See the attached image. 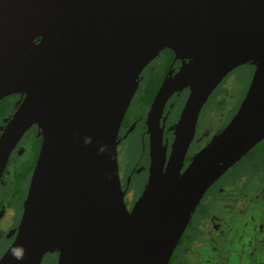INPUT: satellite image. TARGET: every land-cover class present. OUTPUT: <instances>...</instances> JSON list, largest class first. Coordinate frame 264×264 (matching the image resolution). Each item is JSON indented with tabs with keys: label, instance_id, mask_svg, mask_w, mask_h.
I'll list each match as a JSON object with an SVG mask.
<instances>
[{
	"label": "water",
	"instance_id": "1",
	"mask_svg": "<svg viewBox=\"0 0 264 264\" xmlns=\"http://www.w3.org/2000/svg\"><path fill=\"white\" fill-rule=\"evenodd\" d=\"M165 48L190 61L150 112L179 85L192 90L166 167L152 135L148 182L129 212L116 137L141 71ZM251 61L238 110L180 174L195 113ZM14 94L0 174L29 127L42 140L0 264H40L54 246L57 264H168L206 190L264 139V0H0V100Z\"/></svg>",
	"mask_w": 264,
	"mask_h": 264
},
{
	"label": "flooded vegetation",
	"instance_id": "2",
	"mask_svg": "<svg viewBox=\"0 0 264 264\" xmlns=\"http://www.w3.org/2000/svg\"><path fill=\"white\" fill-rule=\"evenodd\" d=\"M189 61L190 59L177 56L169 48L162 49L141 71L136 92L121 120L116 137L118 176L123 191L124 204L129 212L137 209L148 182L151 164V137L153 134L157 137V140H161V146L165 149V167L168 163L176 134L185 113L186 103L192 90V83L179 85L163 101V104L151 113L153 101L160 87L168 80L176 77ZM246 64L253 66L254 72L255 62L251 61ZM241 66L231 70L219 82L195 113V119L190 128L191 138L183 156L180 174L192 161L194 155L229 123L238 110L245 96L244 94L237 102L234 111H232V105L238 97L236 90L242 82L240 77L235 75ZM228 77H230V82H227L226 87L223 88L224 91L212 97L213 92ZM22 98L23 96L19 94L17 101L0 120V134L12 118ZM219 109L224 110L225 114L221 118H214V112L219 111ZM41 140L40 130L35 125L29 127L12 149L0 174V258L15 239ZM259 156H264V139L248 151L237 162L238 165L234 166V164V167H230L206 190L173 251L172 264H174L177 249L178 254H182L187 248L191 252V248H195L194 246L201 251L210 250L213 253H216L218 248L221 247L226 249L228 255V251L233 248V245L229 246L228 242L217 245L213 238L214 234H224V230L219 227V222L223 217L218 218V208L207 209V194L230 171L235 168L241 170L246 166H251L252 170L248 173L247 180L241 175L239 179L242 182H239L234 191L226 193L224 188L220 187L218 189L220 193L226 194L222 197V207L225 208V212L237 215L246 213V209L254 201L258 202L259 197H261L259 195L262 193L264 195V159H259ZM196 214L199 215L202 221L205 220L203 225L205 230L197 227V234L192 236V233L187 232V230L192 226V218ZM254 225L256 227V237H259L258 234H260L261 229L259 219H255ZM254 241L255 246H257L259 240L255 239ZM224 243L226 244L224 245ZM57 260L58 249L54 246L43 256L40 264H57ZM254 263L258 264L259 262L254 260Z\"/></svg>",
	"mask_w": 264,
	"mask_h": 264
},
{
	"label": "rangeland",
	"instance_id": "3",
	"mask_svg": "<svg viewBox=\"0 0 264 264\" xmlns=\"http://www.w3.org/2000/svg\"><path fill=\"white\" fill-rule=\"evenodd\" d=\"M241 79V84L236 90L237 98L232 105V111H234L237 102L241 99L243 94L245 95L246 90L250 84L252 75H253V66L245 64L241 66L236 74ZM234 75V76H235ZM232 78V77H231ZM230 77L226 78L222 85L219 86L212 94V97H215L216 94L224 91L227 82ZM231 111V112H232ZM224 110L219 109V111L214 112V118H221L224 115ZM217 121L215 122L214 128ZM260 146V145H259ZM258 146V147H259ZM259 159H264L259 156ZM252 170L251 166H246L245 168L238 170L234 169L228 174L224 175L221 178V182L213 186L207 194V209H217L218 218L221 220L219 222V227L224 230L223 235H213L215 243L218 245L222 242H228L229 246L233 245L226 253V249L219 247L216 253L211 252L210 250L201 251L198 247L189 248L182 254H178V249L175 253L174 264H255L254 260H257L258 264H264V195H259L258 202L254 201L247 209L246 213L242 215H237L235 213L225 212V208L222 207V197L226 194L220 193L218 190L220 187L225 189L226 193L234 191V188L239 185V182H242L239 178L242 175L244 179L247 180L248 173ZM257 208H256V207ZM259 212V213H257ZM255 219H259L260 223V234L259 237H256V227L254 225ZM205 221V220H204ZM201 220L199 215H193L192 226L187 230V232L192 233V236H195L198 232V228L205 230V222ZM227 227V230H226ZM255 239L259 240V244L255 246ZM226 243H224L225 245ZM209 249V248H208ZM227 255V256H226Z\"/></svg>",
	"mask_w": 264,
	"mask_h": 264
},
{
	"label": "trees",
	"instance_id": "4",
	"mask_svg": "<svg viewBox=\"0 0 264 264\" xmlns=\"http://www.w3.org/2000/svg\"><path fill=\"white\" fill-rule=\"evenodd\" d=\"M36 41H38V39ZM18 97H19V94H14L11 96H7L3 100L0 101V120L6 114L7 110L10 109L13 106V104L17 101ZM236 165H238V163L235 164L234 166ZM172 262H173V256L169 260L168 264H172Z\"/></svg>",
	"mask_w": 264,
	"mask_h": 264
}]
</instances>
